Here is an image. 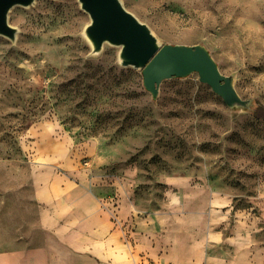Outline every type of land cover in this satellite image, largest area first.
Wrapping results in <instances>:
<instances>
[{"label":"rangeland","instance_id":"1","mask_svg":"<svg viewBox=\"0 0 264 264\" xmlns=\"http://www.w3.org/2000/svg\"><path fill=\"white\" fill-rule=\"evenodd\" d=\"M120 2L160 45H204L254 103L228 108L196 73L152 99L119 47L92 53L78 0L14 6L15 40L0 35V251L42 243L34 180L48 164L104 181L100 198L120 192L140 212L161 208L179 177L264 207V0Z\"/></svg>","mask_w":264,"mask_h":264},{"label":"crops","instance_id":"2","mask_svg":"<svg viewBox=\"0 0 264 264\" xmlns=\"http://www.w3.org/2000/svg\"><path fill=\"white\" fill-rule=\"evenodd\" d=\"M55 169L34 180L42 243L0 251V264H264V207L179 177L161 208L140 212L120 192L100 198L104 181Z\"/></svg>","mask_w":264,"mask_h":264},{"label":"water","instance_id":"3","mask_svg":"<svg viewBox=\"0 0 264 264\" xmlns=\"http://www.w3.org/2000/svg\"><path fill=\"white\" fill-rule=\"evenodd\" d=\"M34 0H0V35L15 40L16 29L9 25L8 14L14 6L28 7ZM90 22L84 35L98 53L104 43L120 48L123 67L141 70L142 84L156 99L162 81L185 78L192 73L218 95L230 109L250 108L254 101L241 98L236 92L233 75H223L208 49L201 44L160 45L147 25L126 10L120 0H78Z\"/></svg>","mask_w":264,"mask_h":264}]
</instances>
